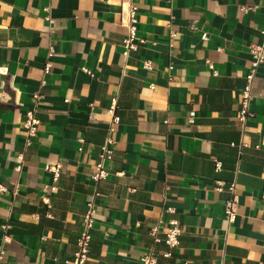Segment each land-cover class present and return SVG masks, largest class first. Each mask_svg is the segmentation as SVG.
<instances>
[{
  "label": "crops",
  "instance_id": "1",
  "mask_svg": "<svg viewBox=\"0 0 264 264\" xmlns=\"http://www.w3.org/2000/svg\"><path fill=\"white\" fill-rule=\"evenodd\" d=\"M130 2L144 41L125 56ZM262 29L264 0H0V264H71L97 192L85 264H264V61L237 116ZM218 180L235 183L234 221ZM171 218L175 247L149 233Z\"/></svg>",
  "mask_w": 264,
  "mask_h": 264
},
{
  "label": "built area",
  "instance_id": "2",
  "mask_svg": "<svg viewBox=\"0 0 264 264\" xmlns=\"http://www.w3.org/2000/svg\"><path fill=\"white\" fill-rule=\"evenodd\" d=\"M137 6L130 2L128 9L125 13H122V22L127 28V35L122 41L123 46V54L125 56H128L131 51L136 50L138 48V41L143 42L144 39L140 38L138 36V17L136 13ZM46 14L45 19L51 20L50 16V8L45 7L44 8ZM262 41L261 43H258L252 47V52L254 53V58L251 61L250 70L246 75L247 83L245 87L241 91V106L238 111V119L244 123L246 120L253 116V113L250 109V101H251V83L253 81V78L255 76V72L257 67L264 61V29H262ZM174 36V34H173ZM209 65L211 63L209 62ZM144 68L151 69L153 67L152 62L150 60H146L143 64ZM51 68V63H46L45 65V72H48ZM153 87V84L150 85ZM117 108V102L116 99L113 98L112 105L108 109V112L112 114V122L109 125V135L107 136L104 143L101 145L100 153H99V161L95 164L94 172L91 173V178L98 182L100 180L106 179L110 175V171L108 170L106 166V162L109 161L114 152V138L112 136V133L115 129V124L119 122L120 118L115 113V110ZM36 108L28 109L25 112V120L23 122V127L27 133L28 136H34L37 133L38 130V123L39 119L36 116ZM190 121H194V117L191 116ZM22 155H20L21 157ZM216 169L221 168V162L216 161L215 162ZM60 168L61 163H56L49 167L51 172L53 173L54 180H57L60 175ZM227 187V190L230 191L233 196L226 200L225 202V216L228 221H234L237 215L236 211V199L234 196V189H235V183H229L226 185L224 181H216V189L219 191H223ZM50 190H55L56 186L51 185ZM6 186L0 181V195L6 190ZM99 193L97 192L95 194V197L98 196ZM95 197L93 200H91L88 203V208L84 212L83 215V221L84 226L81 231V234L78 238V249L74 253V256L71 260V264H85L89 252H90V240L92 237V230L94 227L95 222ZM167 211L173 212L174 209L172 207H167ZM161 221L159 220L158 223L153 225L149 233L154 238L155 241H159L163 239L169 246L175 247L180 243V235H181V223L177 218H171L167 225L161 230L160 229ZM169 254V253H168ZM141 263L142 264H157L156 255L151 252L143 255L141 257Z\"/></svg>",
  "mask_w": 264,
  "mask_h": 264
}]
</instances>
